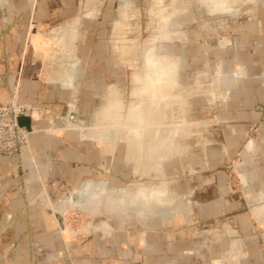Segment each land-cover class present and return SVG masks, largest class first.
Masks as SVG:
<instances>
[{
    "label": "crops",
    "instance_id": "crops-1",
    "mask_svg": "<svg viewBox=\"0 0 264 264\" xmlns=\"http://www.w3.org/2000/svg\"><path fill=\"white\" fill-rule=\"evenodd\" d=\"M26 1L0 0V105L7 103L16 91L20 103L44 114L33 122V131L17 154L0 155V264H178V260L194 264V259H200V264H264V124L256 127L254 139L245 142L243 150H231V156L242 155L241 161L233 170H218L217 185L211 186L208 178H203L208 175L201 174L199 181L187 184L189 194H194L193 202L187 195H174L172 228L166 232L155 229L133 238L128 233L111 230L106 234L94 228L80 242L71 241L60 224L64 210L77 206L74 199L84 198V191L87 192L84 207L90 214L97 213L99 207H107L109 198L115 200L114 207L119 206L118 202L124 205L122 199L126 194L119 198L115 195L119 193L111 191L127 185L121 182L125 173L113 166V143L94 145L73 132L61 134L53 128L57 123L53 115L66 111V105L67 113L76 109L80 101L81 82L73 72L81 62L75 56L80 18L73 13H67L65 18L67 0H40L37 10L27 7ZM207 1L208 12L214 15H226L244 2L252 3L249 22L239 26L248 35L240 33L234 38L233 48L239 50L232 66L226 69L229 74L222 78L220 69L213 85L217 87L215 93L210 89L212 85L206 92L213 101L245 95L248 103L236 113L242 119H257V109L264 105V89L257 87L264 77V0ZM99 4V0H84L80 16H96ZM164 5L170 17L172 1L164 0ZM123 6L111 36L115 64L121 68L130 63L122 57L130 45L129 34L125 40L114 35L119 22H128L129 8L126 2ZM154 8L153 4L149 13L156 24V33L159 28L165 35V39L156 42L177 39L176 32L172 35L169 27V17L161 22L153 15ZM228 43L223 40V45ZM246 46L253 51L252 56L240 53ZM169 78L172 80V76ZM133 81L134 77L132 85ZM222 86L225 90L221 92ZM130 89L133 96V87ZM118 95V90L111 87L105 104L96 114L95 127L104 128L92 131L78 127V134L101 142L121 139L127 146V160H135L129 157L134 150L132 145L137 144L136 152L141 154L148 132L141 139L127 134L124 128L129 124V107L136 102H130L127 115L123 116L121 111L125 110L128 94L125 102ZM145 103H140V108ZM114 113L117 119L113 120ZM144 119L137 125H143ZM237 127L240 130L232 131L228 142L221 141L224 153L227 152L224 144L236 145L238 139L246 138L243 130L247 126ZM115 128H121L120 134L113 132ZM189 171L196 173L193 168ZM230 173L238 178L239 184L226 185L225 176ZM156 222L149 227L154 229ZM61 229L64 231L60 232ZM214 240L216 250L209 245ZM167 257L174 262L165 263Z\"/></svg>",
    "mask_w": 264,
    "mask_h": 264
},
{
    "label": "rangeland",
    "instance_id": "rangeland-1",
    "mask_svg": "<svg viewBox=\"0 0 264 264\" xmlns=\"http://www.w3.org/2000/svg\"><path fill=\"white\" fill-rule=\"evenodd\" d=\"M39 1L27 0L25 5L37 10L40 6ZM83 1L67 0V10L63 13L65 16L67 13H73L74 17L80 18L76 30L75 56L79 57L81 62L73 71L74 76L81 82L80 95L78 96L80 101L75 109L76 115L72 116L80 122L77 126L87 130L96 128V114L105 104L106 94L111 87L118 90V97L123 102L126 101L128 94L126 105L123 107L125 110L121 111L123 116L127 115L130 102L137 100L131 95L130 88L134 85V81L132 85L133 77L143 68V54L147 51L146 48L148 45H152L151 40L155 43L157 40L165 39L159 28H157L159 33H156V24L149 9L153 4L156 6L152 13L161 22L166 19L162 21L160 13L164 14L167 10L165 5L163 6L164 0L160 6L156 5L155 0H99L98 14L90 18L80 16L81 10H83L81 6ZM171 1L172 13L170 17L168 12L165 15L167 18L169 17L168 22L172 29V35L176 32L175 35L178 38L172 41L156 42L153 52L156 51V54L163 56L167 66H165V70L167 73L169 72V76H172V83L176 84L170 88L172 95L164 97L154 113L145 114L147 117L149 114L151 118L147 119L144 116L143 126L149 131L155 128L158 131L169 128V130L172 129V132L176 129L178 133L172 134L171 143H168L167 147H161L162 150L154 146L156 143L153 139L145 137L143 138L144 148L138 155L136 152L138 145L134 143L132 145L134 150L130 152L129 157L132 156L135 160L130 158L127 160V146L121 139H112L115 160L113 166L125 173L121 182L127 185L116 192H111L119 193L115 194L119 198L125 193V198L122 199L125 204L118 202L119 206L114 207L115 200L109 198L107 207H99L97 213L90 214L84 207L87 198V192L84 191V198L78 196L74 199L78 201L77 206L67 208L61 214L60 224L65 231L61 229L60 232L64 231L67 236L71 237V241L80 242V238L94 232V228L100 229L106 234L111 230L114 233H128L133 238L138 233H151L155 229L166 232L172 228L170 219H172V210L176 205L174 195L177 197L187 195L189 200L191 199L190 202H193L194 194L193 192H191L192 195L189 194L190 188L187 184L193 185L199 181L201 174L208 175L203 178H208L211 186L217 185V171L233 170L241 161L242 155L236 153L231 156V150H243L244 143L254 139L256 127L259 124H264V105L257 109L259 113L257 119L251 120L249 117L242 119L241 114L236 111L240 108L243 109L244 104L248 103L245 100L248 97L236 95L229 96L226 100L213 101L210 100V96L206 92V88L215 85V81L217 83V73L220 69H222L220 73L222 78L225 79V76L229 74L227 68L232 66L235 54L239 50L233 48L234 38L240 33L242 36L248 35L245 30L240 31L239 26L249 22V8L252 7V3L244 2L226 15H214L208 12L207 0ZM125 2L129 8L128 22L131 25L135 24L134 28L136 29L129 35L130 48L134 54L133 60L127 67L121 68L115 64L111 36L113 24L119 18L120 7ZM137 23L139 24L138 29ZM65 38L68 41V37ZM224 39L228 40L227 45H223ZM240 53L247 56L253 55V51H250L247 46ZM139 58H141V62ZM257 87L264 89V77L257 82ZM216 88L213 86L210 89L215 93ZM223 90L225 88L222 86L221 92ZM64 110L66 111L58 114L63 118L67 115V105ZM225 119L226 121H224ZM131 125L134 126L137 123L129 122L128 126L131 127ZM238 125L247 126L243 130L246 138L238 139L240 141L236 145H232L233 143L231 146L230 143L224 144L227 148V152L224 153L221 141L228 142L231 137L230 133L240 130ZM102 128L104 127L101 125L96 130ZM86 130L84 133L87 132ZM57 133L63 134L64 132L57 130ZM129 133L131 136L132 131ZM163 150L164 152H162ZM160 152L163 156H160ZM143 153H145L144 157ZM189 168H193L196 173L191 174ZM225 178L228 186L239 184L238 178L231 173ZM152 192L158 193L159 197L152 196ZM139 195L141 197L150 196V199L147 203H143L136 197ZM184 202H182V206ZM154 221L157 222L154 223L153 229L149 226ZM133 241L129 240L130 243ZM209 245L214 250L218 247L215 240L211 241ZM171 262L173 263L174 259L169 260L168 257L165 259V263ZM200 262V259H194V264H200ZM177 263L183 264V261L178 260Z\"/></svg>",
    "mask_w": 264,
    "mask_h": 264
},
{
    "label": "bare ground",
    "instance_id": "bare-ground-1",
    "mask_svg": "<svg viewBox=\"0 0 264 264\" xmlns=\"http://www.w3.org/2000/svg\"><path fill=\"white\" fill-rule=\"evenodd\" d=\"M155 3H156V5L160 6V5H162L163 0H155ZM122 6L123 5H121V7ZM123 9H124V6H123ZM124 13H125V10H122L121 14H124ZM166 14H167V12H166ZM160 18L163 19L162 21H164L165 19H167V16L165 14L160 13ZM134 25L135 24H133V26H132L129 22H124V21L119 22V24L117 25V29H116L117 31H116V33H114V35L115 36H121L120 38H122V36H123V40H125V38H127L126 35H128V34L130 35V33L135 32L136 28H134ZM162 36L165 37L164 34ZM158 38H160V37H158ZM154 46H155L154 42L152 43V45L147 46V48H146L147 51H145V53L143 54V63H142L143 68L134 77V86H133L132 94L134 97H136L137 100L135 101L136 105L129 107V115H128L129 118L127 120L128 122H130L131 119H134V122H136V123L140 122L142 117L146 116L145 115L146 113H149V114L154 113V111L157 109V106L159 105V103L161 101H163L162 99L164 97L172 95L171 91H164L166 88L170 89L173 87L172 86V80L169 78V72L167 73V71L165 70L166 65H165V61L162 60L163 57L158 56L156 53L153 52ZM130 47L131 46L128 45V50L124 53V56H122L124 58V60L128 61V62H131L133 60V55H134L133 50ZM144 101L146 102L145 103L146 106H144V104H143V109H144L143 110L142 106L140 108L139 104L144 102ZM149 107L151 110L149 109ZM142 113L144 116L142 115ZM116 114L117 113L113 114V117H112L113 120L117 119ZM149 114H148V117L146 116L147 119L150 117ZM143 125H134V126L131 125V127L128 126L129 128H127L125 130L128 131V135L130 134L129 131H132L131 136L137 137V139L138 138L141 139L142 135H144V134L146 135V132H148L149 135L148 134L147 135L149 136V138L153 139V141H155L154 143H156L154 146L157 148L159 147L160 150H162L164 147H167L168 143H171L172 134L174 135V133L177 132L176 129L173 130L174 132H172V129L169 130V128L160 129L159 131H158V129L155 128L156 130L152 129L149 131V129L145 128V126H143ZM120 129L115 128L113 130V132L115 134H117L120 132ZM104 132L106 133V130H104ZM109 132H111V131H109ZM150 143H152V142H150ZM151 145H153V144H151ZM161 147H163V148L161 149ZM162 152H164V150ZM152 153H153V151H152ZM160 156H163V154L161 152H160ZM148 195H150V194H148ZM151 195L155 196L156 198L159 197V194L156 192H152ZM136 197L138 198V200H142L143 203H147L150 199V196H147V195L142 196V197L139 195ZM159 201L161 202L162 199Z\"/></svg>",
    "mask_w": 264,
    "mask_h": 264
},
{
    "label": "built area",
    "instance_id": "built-area-1",
    "mask_svg": "<svg viewBox=\"0 0 264 264\" xmlns=\"http://www.w3.org/2000/svg\"><path fill=\"white\" fill-rule=\"evenodd\" d=\"M16 94L15 91L7 103L0 105V155L17 154L20 147L26 144L28 133L18 125V115L29 114L31 121L37 122L44 114L37 108L20 103ZM72 120L73 116L68 115V121Z\"/></svg>",
    "mask_w": 264,
    "mask_h": 264
},
{
    "label": "water",
    "instance_id": "water-1",
    "mask_svg": "<svg viewBox=\"0 0 264 264\" xmlns=\"http://www.w3.org/2000/svg\"><path fill=\"white\" fill-rule=\"evenodd\" d=\"M68 115H76V111L75 109H71L70 113L67 114L65 116V118L59 116V115H53V118H55V120L57 121L56 125L53 127L56 130H59L61 132H73L74 135L76 137H80L81 139H85L90 141L91 143H93L94 145H99L105 142H113L112 139L111 140H106L104 142L99 141L98 140H94V139H90L89 137H81L78 134V127L77 126L80 122H78L75 118H73L72 121H68ZM17 123L20 127L24 128L26 130V132L29 134L33 131V122L31 121L29 114H20L17 117ZM80 128V127H79ZM126 157H127V152H126Z\"/></svg>",
    "mask_w": 264,
    "mask_h": 264
}]
</instances>
